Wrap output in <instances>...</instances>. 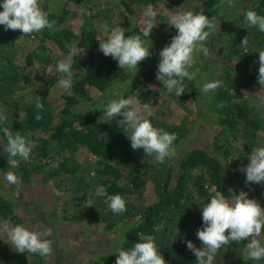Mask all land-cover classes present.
Returning a JSON list of instances; mask_svg holds the SVG:
<instances>
[{"label":"trees","instance_id":"trees-1","mask_svg":"<svg viewBox=\"0 0 264 264\" xmlns=\"http://www.w3.org/2000/svg\"><path fill=\"white\" fill-rule=\"evenodd\" d=\"M71 1L82 0H64L61 5L58 0H41L43 10L50 11L49 18L57 23L55 30L44 29L33 33L35 43L29 49L19 48L21 44L17 38L22 36L19 30L5 31L4 26L0 25V114L7 117L5 122H0V138L6 144L2 129L7 127L13 133L19 131L33 142L35 146L31 158L25 161L16 157L19 162L16 169L23 180L41 171L44 181L58 179L60 187L72 191L78 203L74 210L65 212L66 218L88 224L103 223L107 231L122 227L119 229L123 234L121 248L124 250L143 242L145 236H154L167 264H198L195 255L187 249L186 241L191 240L196 247L201 246L196 231L203 227L202 207L215 191H221L226 196L231 195L229 189L243 191L264 207V183L246 185V175L240 170L250 163L248 156L254 147H264V104H253L245 92L247 87L261 86L258 83L259 51L264 50V33L255 27L249 28L244 16L249 9L264 15V0H234V7H229L226 0H168L165 6L171 12L202 11L210 19L216 18L219 35L226 33L223 38L226 51L222 59L215 62L214 68L222 72V87L207 95L201 93V86L208 80L201 74L205 67L202 66V59L205 57L200 53V76L196 74L191 81L185 79V93L179 97L174 93L169 94L156 79L159 53L150 51L151 56L138 64L139 71L134 74L120 69L116 60L99 51L97 38L107 39L108 34L101 32L90 20L91 17L82 24L78 35L66 22L75 14L69 7ZM158 1L104 0L106 5L96 14L103 13L110 21L115 15H124L126 10L133 13L146 4L155 6ZM2 3L3 0H0ZM0 11H3L2 7ZM166 16L168 13L163 14V17ZM119 22L116 21L117 26ZM124 29L126 38L142 33L139 24ZM154 31L167 45L178 32L175 27L168 26L165 30L157 26L150 37ZM246 36L249 41L247 51L241 45ZM72 45L85 51L73 58L71 87L61 90L59 95H53L48 86L57 83L62 73L46 75L40 68L45 71L58 58H67ZM207 47L210 54H214L211 40ZM19 52L24 54L23 65L16 61ZM139 76L147 82L139 80ZM32 77L39 82L36 83L33 98L22 101L23 95L18 97V93L27 83L34 81ZM149 81L158 87L156 92L167 93L183 106H186L189 98L197 102L201 98L204 101V106L200 107L202 118H206L209 112L216 114L220 127L211 139V149L202 145H188L189 139H184L188 138L189 128L182 127L183 119L169 123L151 115L148 118L155 127L177 134L174 141L175 149L179 150L177 163L171 157L160 164L154 155L146 156L142 148L132 150L127 137L131 133L124 132L119 117L111 123L100 121L99 97H94L92 89L99 90L102 95L113 93L110 101L121 96L127 98L131 93L141 96L140 89L145 87L146 91L152 90ZM43 82L46 85L41 87ZM116 89L118 92H113ZM37 99L44 105L39 121L35 119ZM90 99L96 104L86 105ZM221 103L224 107H217ZM82 147L96 157L89 163L92 169L81 168L76 152ZM59 157L56 166H52L53 160ZM8 159L3 145L0 148V172L14 170L8 167ZM149 181L154 184L157 198L149 203L133 201V193L142 194ZM101 185L109 195L122 196L127 211L115 214L104 203V197L89 196ZM5 220L13 226L24 222L23 217L15 211L13 200L0 192V223ZM157 227L159 231L155 230ZM4 236L7 235L0 234V264H48L46 257L11 251L5 245ZM258 239L264 244V229ZM246 243L231 242L227 248L222 246L214 264H264V259H247ZM120 249L76 264H115Z\"/></svg>","mask_w":264,"mask_h":264},{"label":"clouds","instance_id":"clouds-1","mask_svg":"<svg viewBox=\"0 0 264 264\" xmlns=\"http://www.w3.org/2000/svg\"><path fill=\"white\" fill-rule=\"evenodd\" d=\"M229 7H234V0H226ZM0 25L4 30H19L25 35L31 36L44 29L55 30L57 21L50 19V11L42 8L41 0H3L0 4ZM158 13L151 4L143 12L142 33L125 37L126 30L120 26L111 29L107 39L97 38L99 51L106 57H112L118 62L120 69L138 71V64L151 56L150 48L152 41L150 34L156 22ZM245 21L249 28L255 27L264 33V15L255 10L244 12ZM167 24L175 27L178 32L171 38V43L159 52V63L156 79L160 81L164 89L177 97L185 93V79L191 81L196 77L194 71V60L197 54L202 53L204 57L210 55V49L205 42L209 36L217 31L219 25L215 17L209 18L202 11H175L168 14ZM207 29V30H205ZM102 31L108 32V25L102 26ZM151 41V43H149ZM248 37H244L241 45L247 51ZM85 50L78 49L75 45L70 47L68 56L55 63L50 64L46 73L51 74L53 69L62 73L58 86L64 89L71 87L73 71V58L83 54ZM258 83L264 88V50L259 51ZM222 87V81L215 79L205 82L201 86V93L207 95ZM217 107H224L223 103ZM37 111L35 119H42L40 113L44 105L39 99L36 100ZM101 122L111 123L115 118L122 116L119 120L124 125V132L131 142L133 151L143 149L146 156H155L157 163L163 164L166 158L174 157V141L176 133H169L164 129L155 127L148 118L154 113L148 111V104L141 105L134 97L110 100L102 109ZM147 113V115H145ZM7 117L0 114V122H5ZM6 137L4 151L8 154V167L16 169L20 157L27 161L35 146L32 141L21 135L19 131L13 133L7 127L2 129ZM250 163L240 169L246 175L245 184L264 183V147H254L248 156ZM231 162V160L229 161ZM3 179L9 186L19 188L22 181L15 171H7L2 174ZM230 196L221 191H215L210 200L202 207L203 227L197 229L196 236L201 242L196 247L191 240L186 241L187 249L196 257L198 264H214L216 254L223 247L227 248L231 242L247 241L245 255L247 259L260 261L264 259V244L258 237L264 229V207L255 200L248 197V193L234 192L229 189ZM104 197V203L115 214L127 211L126 201L120 195H109L104 186H98L94 193L89 196ZM91 206V200L89 201ZM140 219L139 217L137 218ZM159 231L157 227L155 229ZM0 234L7 235L6 243L10 244L14 251L19 253H31L41 257H50L53 252V229L31 230L22 224L10 225L7 220L0 223ZM115 264H167L161 252L158 250L154 236L143 237V242H137L134 246L118 251Z\"/></svg>","mask_w":264,"mask_h":264},{"label":"rangeland","instance_id":"rangeland-1","mask_svg":"<svg viewBox=\"0 0 264 264\" xmlns=\"http://www.w3.org/2000/svg\"><path fill=\"white\" fill-rule=\"evenodd\" d=\"M58 1L61 5L64 0ZM167 3L168 0H159L155 6L152 5L158 13L156 17V22L159 23L158 26H161V28L165 30L169 26L167 24L168 16L163 17V14H169L172 11L165 6ZM105 5L106 3L104 0H82L81 2L71 1L69 7L74 10L75 14L66 22L76 31L78 35H80L82 24H85L87 19L91 17L90 20L95 22L96 27L101 32H103L102 26L107 23L108 32L103 33L110 34L111 29L117 27L116 21L118 20H120L118 26L122 28L129 29L135 24L142 26L143 12L149 4H146L141 9L137 8L136 12L133 13L126 10L124 15L121 17L115 15L110 21L107 20V16L105 14H96V12H98V10ZM125 21H128L127 24L124 23ZM218 32L219 27L217 28V31L212 33L205 42L207 46V43L211 40L212 45H214L215 48L214 54L211 53L208 57L202 59V66L205 65V67L202 70L203 72L201 71V74L206 78V80H208L206 82L215 79H222L221 70H215L214 68L215 62L222 59L224 52L226 51V48L223 47L225 44L223 38L226 36V33L223 32L219 35ZM213 34H215V37H213ZM20 37L17 38V41L21 44L19 48L29 49L33 46V43H35L32 35L31 37L25 35L24 38L21 39ZM149 38L152 41V47L149 50L152 52L159 53L167 45L155 31L153 32L152 37ZM151 41H149V43H151ZM23 56L24 54L22 52H19L16 56V61L19 62V65H23L25 63ZM198 56H200V54H197L195 57L193 70L200 76L201 68ZM61 59L65 58H58L56 62ZM55 63L52 62L51 64L55 65ZM40 70L42 73H46V70L44 71L41 68ZM52 73L58 72H56L54 68ZM43 77L44 76H42V78ZM31 79L34 81L27 83L25 88H21L18 93V97L21 94L23 95V98H21L22 101L33 98V92L39 82L35 81V77H32ZM139 80L147 82V80L143 79L141 76H139ZM197 81L200 82V80ZM149 84L151 85L152 90L146 91L144 87V89H140L142 91H139V93L142 94L141 96L138 95V93H131L127 96V98L134 97L141 105L147 103L148 111L154 113V116L158 119L165 120L169 123L180 122V120L183 119L184 126L182 127L184 129L189 128L188 138L186 137L184 139H189L188 145H202L211 149L213 147V145H211L213 144L211 139L214 134H216L220 124L218 123L216 119L217 116L214 112H209L206 118H202L203 107L201 108V115L200 107L201 105L204 106V101L200 98V96V100H198V102L193 98H189L185 103L186 106H183L180 101H177L167 93L162 91L156 92L155 90H157L158 87L153 86L151 81H149ZM45 85L46 83L43 82L41 87ZM63 89L64 88L58 86V82L48 86L49 92L53 95H59L60 91ZM113 92H118V89ZM245 92L246 95L250 96L253 104H264V88L261 86L247 87ZM92 93L95 94V98L99 97L97 104H100V114L102 116V109L107 105L109 99L114 97L113 93L102 95V92L95 89H92ZM101 100L102 102H100ZM85 104L92 105L96 103L93 99H90L87 100ZM145 115H147V113H145ZM119 118L121 120L123 119L122 116H119ZM3 145L4 141L0 138V148L3 147ZM178 151L179 150L175 149L176 154L173 157L175 163L178 161ZM31 156L32 154H30V158ZM76 157L80 161L81 168L83 169H92V165L90 166L89 163L96 158L85 147L80 148L76 152ZM59 159L60 157L53 160L51 165L56 166ZM12 171H15L21 178L20 172L17 169ZM93 172L94 171L91 173ZM3 173H5V171L0 172V192H3L8 198L13 200L15 211L24 219L22 225L31 230H43L44 228L53 229V237H51V239L54 240L52 245L53 252L50 257H46L48 264H76L82 260L95 259L101 253L116 251L121 248L123 234L119 228L122 227L107 231L104 229L103 223L88 224L86 221H77L65 217V212L75 209V206L78 203V198L73 195L72 191L64 189L63 186L60 187L57 184L58 179L55 180L53 178L48 182L44 181L43 172L39 171L33 173L31 178L28 180H23L21 178L22 183L20 187L15 188V186H9L6 183L3 179ZM72 180L75 181V179ZM156 198L157 196L155 194L154 184L152 181H149L146 184L142 194L135 192L132 195L133 201L137 202L143 201L145 203H149L154 201ZM249 198L253 199L251 195ZM4 237H6L7 241V236ZM5 245H8L11 251L16 252L10 244L5 243Z\"/></svg>","mask_w":264,"mask_h":264}]
</instances>
